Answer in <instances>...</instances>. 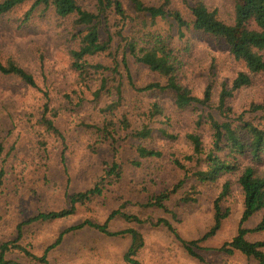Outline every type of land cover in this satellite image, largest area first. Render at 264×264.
<instances>
[{"label": "rangeland", "instance_id": "obj_1", "mask_svg": "<svg viewBox=\"0 0 264 264\" xmlns=\"http://www.w3.org/2000/svg\"><path fill=\"white\" fill-rule=\"evenodd\" d=\"M129 15V21L123 29L115 26L118 18L108 14L107 24L101 27L100 36H111L110 52L120 59L126 55L131 78L137 87L149 82L164 83L161 78L136 62L129 54L122 52L124 42L118 37L122 33L139 43H150L140 32L150 31L156 37L181 53L184 67L181 71V83L200 95L211 81L215 96L221 82L230 83L239 71L245 70L244 63L230 53L223 40L215 39L191 30H181L169 18L151 20L148 15L136 12L128 0H119ZM147 5H159L161 0H143ZM196 0H171L172 7L190 22V6ZM209 9H215L218 17L227 24L234 19L233 0H202ZM87 9L94 10L91 0H79ZM27 5H23L0 17V58L11 59L33 74L41 91L29 87L18 78L0 74V139L3 146L0 168L3 178L0 188V244L16 238V226L38 212L56 211L66 207L67 196L92 187L104 175L113 161L120 167L118 177L105 180V189L100 197L91 204V211L78 206L74 215L55 221H36L23 225L19 243L36 256L43 254L46 247L69 227L89 219L103 223L107 215L115 209L138 216L141 219L167 220L184 240L197 239L206 232L212 220V200L217 194L220 182L204 185L200 194L194 195L195 202H182L181 197L189 189V178L172 162L174 157L180 161L190 153L186 134L198 129L205 145H208L209 129L202 122L196 126L197 116L211 112L218 118L215 110L216 97L204 111L188 107L178 110L173 104L170 93L138 92L129 83L123 65L120 77L124 101L118 114H127L132 129H139L143 122L141 113L148 105L156 101L169 118L167 131L175 138L162 137L159 133L161 117H157L151 126L150 138L139 140L129 132L120 131L114 144H103L94 152L86 148L85 124L101 123L104 114L102 107L113 99L112 95L101 93L98 98L92 95L98 86L96 74L83 91L82 100L76 105L63 97L76 88L77 74L70 66L69 50L76 44L72 33L76 30L71 18L57 20L47 11L34 13L31 19L21 23V17ZM58 21V22H57ZM120 31V32H118ZM119 47V48H118ZM42 55V68L39 56ZM94 61L111 66L108 56H95ZM112 85V83H111ZM50 95V108L60 109L53 119L55 127L61 133L57 136L39 137L40 128H33L30 119H39L45 102L42 91ZM252 104L264 105V71L251 75V84L238 90L229 100L234 112H245V117L257 121L260 112H249ZM86 136V139L84 137ZM42 139V140H41ZM44 144H40L41 142ZM136 146L156 149L161 152L159 158L140 160L135 152ZM134 160L139 165H134ZM187 167L192 168L188 162ZM181 181V182H180ZM176 195L165 202V209L144 208L152 196L178 184ZM230 202L231 214L221 229L201 245L199 253L205 262H231L232 264H258L240 253L228 256L214 250L236 232L241 215V200L234 194ZM258 217L252 218L247 226L253 227ZM128 228L139 231L144 239V248L137 259L142 264H206L200 263L187 254L182 243L165 226H153L150 223H127L122 219H113L108 224L111 232H123ZM251 241L263 240V232L248 234ZM130 243L129 234L107 236L87 226L63 235L61 242L51 248L46 256L50 264H125L123 254ZM6 259L17 264H42L16 250H9Z\"/></svg>", "mask_w": 264, "mask_h": 264}, {"label": "trees", "instance_id": "obj_2", "mask_svg": "<svg viewBox=\"0 0 264 264\" xmlns=\"http://www.w3.org/2000/svg\"><path fill=\"white\" fill-rule=\"evenodd\" d=\"M94 2V10L87 9L80 4L79 0H0V17L18 9L23 5L27 8L22 13L21 23L27 22L32 15L38 11H47L57 20L71 18L75 28L72 33L76 44L69 50L70 66L77 74V84L70 93H64L63 97L68 102L77 99L76 105L82 100L83 91L88 88V82L96 74L98 86L92 93L98 98L101 93L112 95L113 99L100 109L104 114L102 122L99 124H85L84 134L90 137L85 141L89 152H94L103 144H114L120 131L129 132L131 120L127 114H118L119 108L124 101L122 84L119 81L120 66L123 65L130 87L138 92L170 93L176 109L183 110L193 107L204 111L210 107L212 100L216 97L215 110L218 118L211 112L206 115L197 116L196 126L202 122L209 129V142L205 145L202 135L198 129L186 134V139L190 145V153L182 157L184 162H188L192 168L187 167L183 161L177 157L172 159L173 164L183 171L184 177L189 178V189L180 198L182 202H195L194 195L200 194L204 185L220 182V187L212 200V220L209 228L197 239L184 240L179 236L171 224L163 219L156 220L141 219L136 215L124 212L121 208L112 210L103 223H95L89 219L78 225L65 229L53 242L46 247L43 254L36 256L26 247L22 246L21 239L23 225L36 221H55L67 218L75 214L77 207H84L91 211V204L100 197L105 189V180L111 176L118 177L120 167L113 161L100 180L92 187L74 192L67 196L66 207L47 212H38L26 221L20 222L16 226V238L10 242L0 244V264H17L6 259L9 250H16L42 264H50L47 259V252L57 246L63 235L70 231L82 227H89L107 236H116L123 233L129 234L130 243L123 254L125 264H142L138 259V254L144 248L142 234L128 228L126 231L111 232L108 224L111 220L120 218L124 222L137 224L150 223L153 226L163 225L175 238L179 240L185 251L193 259L206 264H232L223 261L218 263L205 262L199 250L203 249L201 243L213 237L221 229L224 221L231 214L230 202L236 194L241 200V215L237 224L235 234L227 241H224L214 250L231 256L240 253L247 258H251L258 264H264V239L251 241L248 239L249 233L264 231V105L252 104L249 112H262L258 120L245 117V112H234L229 105V100L243 87L251 84V75L264 71V0H233L234 19L232 24H227L218 17L215 9H209L202 0H196L190 11L192 19L187 22L178 10L173 9L171 0H161L159 5H147L143 0H128L129 4L136 12H141L149 16L151 20L157 18H171L178 28L179 36H183L181 30H191L211 36L218 40H223L228 46L230 53L237 60L244 63L245 70L239 71L230 83L221 82L217 95L215 96L211 81L204 87L202 93L198 95L181 83V71L184 67L181 53L166 43L162 38L156 37L150 31L140 32L150 41V43H139L131 37H125L119 33L118 37L122 43V52L129 54L134 60L145 66L150 72L158 75L163 84L157 81L149 82L141 87H137L130 75L126 62V55L120 61L116 54L110 52L111 35L106 38L100 36L101 27L107 24L108 14L113 13L118 18V24H114L123 29L129 21V15L125 7L119 0H91ZM184 3L187 0H183ZM58 22V21H57ZM120 32V31H118ZM119 48V47H118ZM106 55L111 60V66L102 62L94 61L95 56ZM40 67L42 68V55L39 56ZM0 74L10 75L18 78L29 87L38 91L42 89L36 83L33 74L29 73L23 66L14 60L0 58ZM112 83V85H111ZM45 102L42 105V113L39 119H30L33 128H40L39 137L57 136L62 140L61 133L54 125L53 119L59 115L60 109L50 108V95L48 91H42ZM141 116L143 122L139 129H132L130 136L139 140L151 137L153 128L151 124L161 117L159 133L162 137L175 138L167 131L169 118L163 113V109L156 101L151 102L147 109H143ZM86 136L84 139H86ZM42 140V139H41ZM40 144H44L42 141ZM137 157L142 160L146 158H159L161 152L143 146H136ZM3 146L0 139V160L2 161ZM134 165L138 166L139 161L134 160ZM3 178V169L0 168V188ZM181 182V181H180ZM178 184L170 189H166L152 196L145 204L144 208L165 209V202L176 195ZM258 217L257 223L249 228L248 222Z\"/></svg>", "mask_w": 264, "mask_h": 264}]
</instances>
